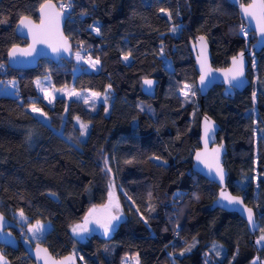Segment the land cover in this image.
Wrapping results in <instances>:
<instances>
[{"label":"trees","instance_id":"trees-1","mask_svg":"<svg viewBox=\"0 0 264 264\" xmlns=\"http://www.w3.org/2000/svg\"><path fill=\"white\" fill-rule=\"evenodd\" d=\"M42 1L0 0V82L16 83L13 93H0V211L48 220L38 240L55 256L75 252L81 264H125L129 256L139 264H247L252 257L264 264V244L256 243V232L264 231V47L250 54L247 86L224 95L214 84L202 100L190 48L203 35L216 66L247 48L255 36L240 30L242 0H53L67 3L63 30L73 50L86 47L97 68L74 71L72 55L12 68L8 47L26 42L15 21L22 14L37 18ZM46 72L54 85L102 90L109 84V110L59 94L45 100L35 78ZM146 76L156 79L153 95L141 90ZM183 83L191 88L187 97L178 91ZM203 112L218 121V138L225 140L226 185L255 209L253 233L236 211L211 205L218 185L191 166ZM76 117L89 122L83 140ZM110 177L121 217L109 235L77 239L70 223L106 201ZM174 228L183 240L171 245ZM0 250L7 264H32L20 243Z\"/></svg>","mask_w":264,"mask_h":264},{"label":"water","instance_id":"water-1","mask_svg":"<svg viewBox=\"0 0 264 264\" xmlns=\"http://www.w3.org/2000/svg\"><path fill=\"white\" fill-rule=\"evenodd\" d=\"M239 1V0H238ZM249 3H260V0H242L239 1V8L241 16L247 22L248 26L254 32V40L250 42L247 48H242L232 54L229 61L224 66H216L211 62V51L208 41L203 35H198L190 41V48L192 52V57L194 60V67L197 71V75L194 81V85L199 93V99L202 100L203 96L214 84L222 85V93L233 94L234 90H241L250 83V78L247 75V67L249 64V55L251 52H257L262 47L264 43H258L261 40L260 33L257 27V23L254 17H249L242 11V6L246 7ZM41 4H49L52 7L46 9L49 16L53 17V23L51 28H47L48 17L45 18V30H43V37L47 42L35 44L36 51L31 56H24L17 53L16 57H11L9 55L10 50L13 46L18 49H28L32 43V35L29 31L23 27L19 26V21L21 17H27V22H31L34 31H41V29L36 28V26L41 24V19L43 14L40 13L39 8ZM258 11V9H257ZM60 13L58 29L55 24V15ZM68 15V11L60 8L53 0H43L37 7V18H33L30 15L22 14L20 15L14 24V31L17 35L24 37L26 42L23 44L14 43L10 45L6 51V64L12 68H29L37 64L38 59L41 57L49 58L53 61H57L59 58L68 59L72 55V42L69 37L64 33L63 25L65 18ZM203 37V50L200 38ZM66 41V43H65ZM63 45V46H61ZM59 47L60 50L54 52L53 47ZM66 49V50H65ZM241 53L243 54V75L237 76L236 79H232L233 72L235 71L233 66V59H240ZM206 57L207 67L211 69L210 74L206 77L203 84L200 82V77L203 74L201 70V56ZM232 70V71H230ZM151 80L153 83L149 86L144 83L145 80ZM156 79L153 76H146L141 79V90L147 95L154 94ZM206 122L212 125V130L209 131L207 136V143H205V126ZM219 123L213 117H211L207 112H203L199 117V136H198V146H196L191 154L192 158V168L206 177L209 180L214 181L218 185L215 196L211 200L212 206H218L226 210H234L237 214L242 217L251 233L255 230L256 225V214L255 209L252 205L246 203L239 193L233 192L226 185L227 177V167L223 163V155L226 151V144L223 138H218ZM215 149H220L218 158ZM200 154V159H197V154ZM217 160L219 166L224 171V179L220 180L216 173ZM211 165L212 167H209ZM225 196H232L239 198L241 204H229L223 199L221 194ZM251 208L253 211L254 223L250 224L247 220L246 209ZM0 216L4 217L5 227L0 231V244L9 247H16L18 243L22 245L26 253L32 258V264H81L79 256L73 252L69 251L65 254L55 256L48 247L40 242L39 240H31L25 236L22 230V224L14 220L12 217L4 214L0 211ZM14 230L18 232L15 234ZM37 248L40 249L39 255H37ZM47 250L46 252L44 250Z\"/></svg>","mask_w":264,"mask_h":264},{"label":"rangeland","instance_id":"rangeland-1","mask_svg":"<svg viewBox=\"0 0 264 264\" xmlns=\"http://www.w3.org/2000/svg\"><path fill=\"white\" fill-rule=\"evenodd\" d=\"M64 5L66 6L67 3L64 2ZM60 8H61V6H60ZM63 9H65V8H63ZM251 34H254V32L250 33L249 36ZM85 48L86 47L81 46V47L75 48L72 51V56H73L74 60L76 61V67L74 68V71L79 70L81 68H83L85 70H95L97 68L98 64L94 68L91 66V64H92V62L96 61L98 58H96L95 56H93L90 53H89L88 57H83L82 56V51ZM77 53L80 54L81 59H77ZM249 65H251L253 67V59H252L251 55L249 56ZM38 80L40 81V86H37L36 81H38ZM10 81L14 82V78H9L6 81H1L0 82V93H13L14 92V88L16 87V83L14 82V85H13V84L9 83ZM184 85H189V84L183 83V85L178 89L179 92L183 93L182 89L184 88ZM109 86L110 85L107 84L104 89L96 90V89H93V88H78V87L73 86L72 82H66V83H63L61 85H54V84L51 83L50 77H49L47 72L46 73H42L40 75H37L36 78H35V88H36V90L47 101L52 100L55 97L56 94L63 95L67 99L71 98V97L78 98V99H81L83 102L85 101L86 98L91 97L88 100V103L84 102L85 105L87 107H90V108L94 109L95 105L98 102H102L104 104L106 112L109 110L110 103H111V98H112V95H113L112 89ZM190 91H191V88H190ZM46 92H47V95H46ZM73 93H79V95H74ZM92 93H99L100 95H99V97H92V95H91ZM105 96L107 97V99H105ZM33 105H35L37 108L41 109L35 102H31L30 105H29V108L31 110H32V106ZM42 112L45 113L43 110H42ZM33 113L36 116H38L39 118H41L42 120H44V121L48 120L47 115H41L40 112H33ZM77 118L78 117L75 118V123L80 128L79 136H80V139L83 140V139H85L87 134L86 135H81L82 129H81L80 125H81V123H84V124H87L88 127H89V122L87 120H82L80 118L79 119H77ZM87 131H88V129H87ZM77 146H79V145H77ZM117 186L118 185L115 183L113 178L110 177L108 179V191H107L108 195H107L106 201L104 203H101V204L90 205L86 209V211L84 212V214L82 215V217L80 219L75 220V221L70 223L69 231L74 237H76L77 239L83 240L92 232L101 233L102 235H106V236L109 235L112 232V230L114 228L113 227L114 224L117 222V220L122 215V213L120 211V208H119V205H118V202H117V196H116V188H117ZM116 205H118V208L116 207ZM20 212H21L20 209L11 210L10 211V215L13 216V218H15L17 221H19V222H21V223H23L25 225L24 233L29 239L36 240L38 237L40 239L43 236L45 230L50 226L49 221L48 220H42V219H34L32 221H28L25 216H24V218H21ZM90 213H91V215H90ZM112 216H118V219H111ZM86 217L88 218V223H87L88 231L82 232V233H79V234L74 233L72 231V228L75 225L84 224ZM97 220L100 221L99 224L96 223ZM37 221H39L40 224H42L44 226V231L42 232L43 234L39 233L36 236H33L32 232L29 231V228L34 226ZM109 221H111L110 229H109V231L107 233H105V230L102 227V225L108 223ZM40 234H42V236ZM261 235H264V231H257L256 232V239L259 240ZM261 243L264 244V242H261ZM0 254L7 261L6 257L3 255V253H1V251H0ZM257 263H258V259L256 257L250 258V260L247 262V264H257Z\"/></svg>","mask_w":264,"mask_h":264},{"label":"snow or ice","instance_id":"snow-or-ice-1","mask_svg":"<svg viewBox=\"0 0 264 264\" xmlns=\"http://www.w3.org/2000/svg\"><path fill=\"white\" fill-rule=\"evenodd\" d=\"M51 7L52 6L49 5V4H41V6L39 8V11H40V13L43 14V16H42V19H41V24L36 26V28L41 29V31H34L33 30V25L31 24V22L29 21V22L26 23V20H28V18L27 17H21V19L19 21V26L27 29L29 31V33H31L33 43L28 49H18L16 46H13V48L9 52V55L11 57H16L18 52L20 54L24 55V56H31L36 51L35 44L47 42L44 39V37H43V30H45V18L44 17H48L47 28L50 29L51 26H52V23H53V17L48 15V13L46 12V9H49ZM65 7H67V6L62 5L61 6L62 10ZM257 9H258V11H257ZM160 11L164 12L165 9H160ZM242 11L247 16L255 18L256 23H257V27H258V30H259V33H260V37H261V40L258 41V43H264V0H260L259 4H257V3H249L246 7L242 6ZM167 15L169 16V18H171V13H167ZM59 16H60V13H57L55 15V18H54L55 19V24L57 25V29H58V23H59ZM95 30L97 32H99V28H96ZM172 31H176V29L173 28ZM241 31L244 33V35H247V31H245L244 29H241ZM203 39H204L203 37L200 38L201 45H202V50H203ZM65 43H66V41H65ZM61 46H63V45H61ZM52 50L54 52H57V51L60 50V48L54 46L52 48ZM130 55H131V53H128L127 55H125L123 57V59L125 61H127L129 59ZM77 59H81L79 53H77ZM200 60H201V70H202V73H203L201 75V77H200V82H201V84H203L205 79H206V77L210 74L211 69L207 67L206 57H204L202 55ZM98 63H99V60L97 59L96 61L92 62L91 66L94 68V67H96V65ZM233 66H234L235 71L233 72L232 79H236L237 76L243 75V54L242 53H241L240 59H236V58L233 59ZM3 67L4 66L2 64H0V69H2ZM230 71H232V70H230ZM9 83L14 85V82H12V81H10ZM36 83H37V86H40V81L39 80L36 81ZM144 83L146 85L150 86L153 83V81L146 79L144 81ZM182 91H183L184 96L187 97L189 95L190 86L189 85H184V88L182 89ZM73 94L74 95H79V93H73ZM46 95H47V92H46ZM91 95H92V97H99L100 94L99 93H92ZM90 98L91 97L86 98L84 102L88 103V100ZM105 99H107L106 96H105ZM50 102H51V100H50ZM32 111L33 112H40L41 115H46V113H43L42 110L37 108L35 105L32 106ZM77 119H79V118H77ZM80 127L82 129L81 135H86L87 134L88 125L84 124V123H81ZM211 130H212V125L206 122V126H205V137H206V139H205V143H207V136H208L209 131H211ZM214 151L217 153V158H218V154H219L220 149H215ZM200 158H201L200 154L198 153L197 154V159L199 160ZM156 159H159V157H157ZM128 162L130 163L131 161H128ZM105 166L107 167V161H105ZM209 167H212V166L209 165ZM109 171H110V169H109ZM216 173L219 176L220 180L223 181V179H224V171L219 166L218 160H217V165H216ZM221 195H222L223 199L226 200L229 204H241L242 203V201L239 198H237V197L225 196L223 193ZM129 199H130V197H129ZM116 207L118 208V205H116ZM246 211H247V220H248V222L250 224H253L254 223V219H253V215L254 214H253L252 209L248 208V209H246ZM90 215H91V213H90ZM20 216H21V218H24V213H23L22 210L20 212ZM111 219H118V216H112ZM87 223H88V218L86 217L85 218V223L82 224V225H80V224L75 225L72 228V231L74 233H77V234L88 231ZM96 223L99 224L100 221L97 220ZM110 224H111V221H109L108 223L102 225V227L105 230V233H107L109 231ZM4 227H5L4 217L0 216V231H2ZM29 231L32 232L33 236H36L37 234L42 233L44 231V226L42 224H40L39 221H37L34 226L29 228ZM261 242H264V235H261L260 239L256 241V243H258V244L261 243ZM44 251L46 252L47 250L45 249ZM39 252H40V249L37 248V255H39ZM216 254L219 255V252H217ZM181 255H183V253H181ZM133 259L136 260V264H139L138 256L134 257ZM0 264H7V261L2 256H0Z\"/></svg>","mask_w":264,"mask_h":264},{"label":"built area","instance_id":"built-area-1","mask_svg":"<svg viewBox=\"0 0 264 264\" xmlns=\"http://www.w3.org/2000/svg\"><path fill=\"white\" fill-rule=\"evenodd\" d=\"M241 29H244L245 31H247V35L246 36H248L250 33H253L252 32V30L250 29V27L248 26V24L246 23V21L245 20H241L240 21V30ZM242 32V31H241ZM243 33V32H242ZM244 34V33H243ZM82 56H87V49H84L83 51H82ZM172 232H173V237H172V239H171V245H173V244H175L176 243V241H177V239H179V240H183V235L179 232V230L177 229V228H174L173 230H172ZM134 257H131V256H129V257H126V259H125V264H136V260L135 259H133Z\"/></svg>","mask_w":264,"mask_h":264},{"label":"bare ground","instance_id":"bare-ground-1","mask_svg":"<svg viewBox=\"0 0 264 264\" xmlns=\"http://www.w3.org/2000/svg\"><path fill=\"white\" fill-rule=\"evenodd\" d=\"M72 51H73V45H72ZM84 57V56H83ZM85 57H88V49H87V56H85Z\"/></svg>","mask_w":264,"mask_h":264},{"label":"crops","instance_id":"crops-1","mask_svg":"<svg viewBox=\"0 0 264 264\" xmlns=\"http://www.w3.org/2000/svg\"><path fill=\"white\" fill-rule=\"evenodd\" d=\"M43 234V233H42ZM42 234H40L41 236H42ZM37 239H39V237L37 238ZM1 251V250H0ZM2 253V252H1ZM0 256H1V254H0Z\"/></svg>","mask_w":264,"mask_h":264}]
</instances>
